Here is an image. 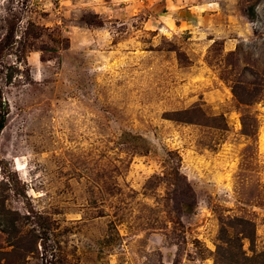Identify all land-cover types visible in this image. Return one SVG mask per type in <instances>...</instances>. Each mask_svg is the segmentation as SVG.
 Masks as SVG:
<instances>
[{
    "label": "rangeland",
    "instance_id": "1",
    "mask_svg": "<svg viewBox=\"0 0 264 264\" xmlns=\"http://www.w3.org/2000/svg\"><path fill=\"white\" fill-rule=\"evenodd\" d=\"M159 2L0 0V264H264V0Z\"/></svg>",
    "mask_w": 264,
    "mask_h": 264
},
{
    "label": "crops",
    "instance_id": "2",
    "mask_svg": "<svg viewBox=\"0 0 264 264\" xmlns=\"http://www.w3.org/2000/svg\"><path fill=\"white\" fill-rule=\"evenodd\" d=\"M130 4H135L140 2L141 0H128ZM160 1L159 4L162 9H165V15L168 18L179 19V26L183 23H191L188 19L189 18H199L202 19L203 23H209L211 16H216L215 13L217 9V2L216 0H209L205 4L196 5L192 0H156ZM198 7V8H196ZM208 11V12H207ZM195 12V15L193 14ZM206 12V13H203ZM164 13V12H163ZM162 13V14H163ZM184 21V22H182ZM188 25V24H187ZM189 27V26H188Z\"/></svg>",
    "mask_w": 264,
    "mask_h": 264
},
{
    "label": "trees",
    "instance_id": "3",
    "mask_svg": "<svg viewBox=\"0 0 264 264\" xmlns=\"http://www.w3.org/2000/svg\"><path fill=\"white\" fill-rule=\"evenodd\" d=\"M262 76L264 77V70L262 72ZM232 92L242 102H244V101H246V102L247 101H250L256 95V94H250L249 98L248 99H245V98H243L239 94V87H237V86H235V87L232 88ZM192 110L191 109H186V110H182V111H175L174 114L173 113L171 114V116H176V118H174V119L175 120H178V121L191 122V119L187 117V114L190 113ZM239 222L243 223L246 226H250V229L247 230L248 232L242 233V238H247L248 240H250V242H253V240H254L253 239V237H254V235H253L254 234V229L252 228L251 223H249L247 221H243L242 219H239ZM236 239H237L238 244H239L237 251L240 252V254H244V252L242 250V245L240 244L241 243V238L236 237ZM224 248H226V250L229 251V246L228 245H227V247H224ZM258 254H256L254 256V259H250V260H252L253 264L256 263L257 258H258ZM233 262L235 263V261H233Z\"/></svg>",
    "mask_w": 264,
    "mask_h": 264
}]
</instances>
